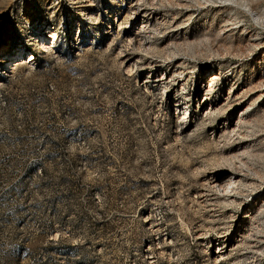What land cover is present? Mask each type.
I'll list each match as a JSON object with an SVG mask.
<instances>
[{"label":"rangeland","instance_id":"1","mask_svg":"<svg viewBox=\"0 0 264 264\" xmlns=\"http://www.w3.org/2000/svg\"><path fill=\"white\" fill-rule=\"evenodd\" d=\"M0 264H264V0H0Z\"/></svg>","mask_w":264,"mask_h":264},{"label":"bare ground","instance_id":"2","mask_svg":"<svg viewBox=\"0 0 264 264\" xmlns=\"http://www.w3.org/2000/svg\"><path fill=\"white\" fill-rule=\"evenodd\" d=\"M80 1H82V2H86V0H80ZM139 2V1H138ZM137 2V3H138ZM131 5H133V4H131ZM81 6H85V4H81ZM37 29V31H35ZM34 31H35V33L37 34V36H40V38H41V40H40V42H39V44L40 45H38L37 47H36V49L39 51V52H47V51H50V50H53V48H54V44H53V42H54V40H56L57 39V36H56V34L54 33V32H51V34H50V36H49V38H50V41H46L45 39H44V37H43V30L41 29V27H37ZM136 40V41H138V38L137 37H128L127 39H126V42L129 44V43H131L133 40ZM32 58V55L31 54H29L28 55V59H31ZM13 64V63H12ZM17 64H14L13 66L11 65V69L13 68V67H15ZM9 70V69H8ZM211 78L212 79H216L217 78V76H215V74H213V75H211ZM159 81L161 82V81H163V77H161L160 79H159ZM211 85V84H210ZM244 93V92H243ZM241 94V93H240ZM250 112H252V109H250V108H246V109H244V111H241L240 113H239V115H238V119L239 120H241V119H243L244 117H245V115L246 114H248V113H250ZM237 119V120H238ZM238 122V121H237ZM236 126V125H235ZM235 128V127H234ZM233 128V129H234ZM222 177V176H221ZM235 174H233V173H231L227 178H216L215 177V179L213 180V182H212V184L211 185H213V186H217V188H219L218 189V192H217V194L218 195H220V197H222L223 199H225L226 200V195H227V193H230V191L232 190V186H233V184H235ZM219 252V255H218V257L219 258H221L222 257V253H220V250L218 251Z\"/></svg>","mask_w":264,"mask_h":264},{"label":"built area","instance_id":"3","mask_svg":"<svg viewBox=\"0 0 264 264\" xmlns=\"http://www.w3.org/2000/svg\"><path fill=\"white\" fill-rule=\"evenodd\" d=\"M35 38H37V43H36V47H37L38 45H40L39 42H40L41 38H40V36H37V35H35ZM48 41H50V39H49ZM26 51H29V50H26ZM28 55H29V54L26 55V58H27V59H25L26 62H28L29 64H33L34 61L36 60L37 54L34 53V54L32 55V58H31V59H28ZM22 59H24V58H22ZM16 61H17V60H16Z\"/></svg>","mask_w":264,"mask_h":264}]
</instances>
